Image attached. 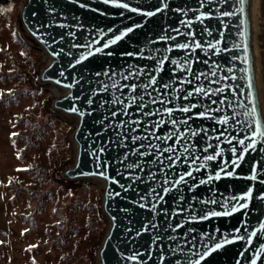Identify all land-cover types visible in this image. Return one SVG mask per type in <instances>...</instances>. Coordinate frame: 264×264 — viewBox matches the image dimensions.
I'll return each mask as SVG.
<instances>
[{"label":"water","instance_id":"obj_1","mask_svg":"<svg viewBox=\"0 0 264 264\" xmlns=\"http://www.w3.org/2000/svg\"><path fill=\"white\" fill-rule=\"evenodd\" d=\"M119 2L128 3L130 8L123 9L111 3L105 4L103 0H79V3L76 0H22L18 23L26 36L43 52V62L37 69L35 83L40 87L50 86L53 89V95L49 100L50 110L75 121L70 135L75 150L74 161L71 166L59 172V179L66 183H95L102 188L101 212L108 222V227L95 251L96 264H160L161 256L164 258L163 264H184L186 260L199 259V256L191 253L197 250L200 253L205 251L201 241L207 239L209 234L213 237V241H209L211 245L214 241H223L225 237L233 239L238 235L236 229H240V234H244L245 221L247 232L258 231L259 225L264 223V202L256 198L249 201V208L246 210L237 211L230 216L203 219L206 213L213 210L224 211L222 204L230 197L246 193L250 187L254 188V197L264 193V184L248 179L253 165L258 161L261 167L259 179L264 180V152L259 149L246 155L245 161L235 170L234 178L209 181L208 184L196 187L200 179H207L209 175L214 176L222 166L228 167V171L233 170L231 166L224 164V161L230 162L233 159V153L229 150L233 145L227 141L233 138L235 143L236 139L244 138L242 127L246 126L238 124V121L250 120L245 112L251 111L250 101L254 93L258 94L260 116L264 117V0H250V4L245 5L243 14L231 17H223L222 13L237 12L239 6L235 4V0H227V3L219 0L203 6L200 0H166L167 9L162 7L161 0ZM80 4L86 7H81ZM131 8L138 11L132 12ZM158 9L160 10L157 11ZM152 11H156L157 14L151 17L143 15L144 12ZM209 12L213 18H204L203 23H200V19L203 18L201 14L206 15ZM186 23L188 27L185 26ZM129 27L134 28L132 33L108 49L95 52V48L100 47L105 39L113 37L114 34L118 35ZM109 29L114 32L108 33L107 37L103 36L102 33ZM175 29H179L182 34H178ZM205 29L212 34L208 35ZM189 32L194 33L196 41L204 45L203 51L200 49L193 51L192 48L182 50L176 47L192 39V36L187 35ZM97 36H100V44L94 43L90 49L73 47L84 45ZM166 36L175 39H162ZM209 42L227 51L213 54L208 48ZM245 44L248 45L247 51L243 47ZM88 51L94 54L76 64L75 61L81 59L82 53ZM53 52L60 54L54 56ZM106 52H112L113 55H106ZM129 52L138 55H123ZM140 53L149 58H140ZM162 56L168 57V60L158 67L157 60ZM137 69L142 73L152 72L158 78V85H170L167 90L169 95H161L160 99L172 100L171 103L149 104L143 111L154 112L162 107L172 108L175 110L174 119L184 120L192 117L188 123L192 129L200 133L191 137V143L196 146L194 151L200 156L222 152V157L217 160L201 161L207 167L194 171L195 179L189 177L187 183L180 182L179 185L174 183L179 179L177 173H185L190 168H195V165L183 162L184 151L179 144L176 145V154L181 160L178 166L173 168H167L159 163L164 157L158 156L155 149L147 147L149 141H143L146 147L140 149L153 153L140 158L144 162L143 171L126 170L123 164L118 163L125 154H129L125 164L137 162L138 157L130 153L139 148L141 141L133 144L131 136L142 137L148 134L144 131L146 125L143 122L168 119L166 112L145 117L136 106L139 101L136 103L131 101L132 95H142L143 90L137 88L133 93L128 87L123 86L147 83L148 78L141 75L138 79L125 80L122 76H127L129 71ZM61 72L63 75H60ZM211 72H216V76H212ZM193 73L200 76V79H196ZM229 76L245 78L225 79ZM247 76L252 77V90L248 88ZM56 80H60L61 84L58 85ZM188 80H192V83H187ZM210 80H218L219 83H209ZM102 85L109 87L104 90ZM225 86L230 90L212 97L218 101L217 104H211V100L205 96H194L188 100L183 98L187 92H195L197 87L211 91L224 89ZM171 88H175L176 91L172 92ZM164 91L160 89L161 93ZM113 94L120 97L124 104L130 105L127 108V111L132 113L130 117L120 114L122 105L107 103L101 107V102L111 101ZM152 96H157V93L153 92ZM89 98L93 99L91 106L87 104ZM150 99L151 97L145 96L144 102L147 103ZM220 101L226 102L221 104ZM191 104L197 107L189 113L179 111L180 108ZM74 105L85 115L71 112L70 109ZM200 105L205 107L210 105L213 111L207 115L215 119H197L196 114L205 111V107ZM217 108H223V111H214ZM114 111L118 114L112 118L111 113ZM233 115L236 119H230L228 125L218 123L219 120L231 118ZM105 116L109 119L105 120ZM130 119L142 123L132 125L137 131L132 132L129 129L125 133L128 136V140L125 141L127 147L119 143L113 144L112 141L118 139L116 132L122 129L114 130L109 124L114 126ZM171 127L164 123L155 129V134L165 135ZM149 131L152 129L149 128ZM178 131L183 136L186 131L184 125H179ZM151 143L163 148L175 144V140L164 144L153 138ZM209 144L219 147H212L208 152H204L203 149ZM236 146L239 152L240 146ZM101 147L105 151L100 154V159L109 164L106 175L104 177L81 175L97 171L92 153L98 152ZM164 155L167 156L168 153ZM121 172L125 175H118ZM129 173L132 177L142 179H129L127 178ZM164 173L168 174L167 178L173 183L164 184ZM112 177H115L119 184L113 183ZM163 188H168L169 191L164 193ZM153 189L162 193V200L157 201ZM142 196L148 199L142 201ZM211 199H216L218 203H204ZM139 203L146 204V207H139ZM153 203L157 205L155 210L152 209ZM227 207L231 208L232 203H228ZM152 223L158 227L152 229L150 227ZM178 225L180 227H177ZM145 226H149V231H144ZM156 235L163 239L153 244V237ZM193 237L196 248L192 246ZM252 239L253 246L258 248L264 243V234L260 238ZM245 247L246 242L239 240L225 244L211 253L202 264H249L254 253L245 252ZM134 255H137L135 260L129 259ZM260 264H264V261Z\"/></svg>","mask_w":264,"mask_h":264},{"label":"rangeland","instance_id":"obj_2","mask_svg":"<svg viewBox=\"0 0 264 264\" xmlns=\"http://www.w3.org/2000/svg\"><path fill=\"white\" fill-rule=\"evenodd\" d=\"M21 3L0 0V264H96L102 188L58 177L74 161L75 121L35 83L43 52L19 26Z\"/></svg>","mask_w":264,"mask_h":264},{"label":"snow or ice","instance_id":"obj_3","mask_svg":"<svg viewBox=\"0 0 264 264\" xmlns=\"http://www.w3.org/2000/svg\"><path fill=\"white\" fill-rule=\"evenodd\" d=\"M77 3H79V0H76ZM103 2L105 4H114L115 6L119 7V8H123V9H129L130 6L128 3H120L119 0H103ZM214 2H219V0H200V4L201 6L205 5V4H209L211 5ZM223 2L227 3V0H223ZM162 3V7L164 9H167L168 4L166 2V0H161ZM235 4H238V11L237 12H228L225 11L222 13L223 17H231L233 15H240L243 14L245 12V5L246 4H250V0H235ZM81 7H86V5L80 4ZM132 12H137L138 9L136 8H131L130 9ZM160 9H158L157 11H159ZM157 12L156 11H152V12H144L143 15L147 16V17H151L156 15ZM201 16L203 17L202 19H200V23H203V19H211L213 18L211 15V12H209L208 14H201ZM186 27H188L189 25L186 23L185 24ZM137 27H139V25H137ZM134 31V28L129 27L126 30L121 31L118 35L114 34L113 37H109L107 39L104 40L103 44L100 45V47L95 48V52L99 53L102 52L105 49H108L111 45H115L118 41H120L121 39L125 38L127 35H129L130 33H132ZM174 31H176L178 34H182L180 33L179 29H175ZM205 31H208L207 29H205ZM114 32V30L109 29L107 30V32L102 33L103 36L107 37L108 33H112ZM212 33L210 31H208V35H211ZM70 35H74L71 34ZM187 35L192 36V39L189 40L186 43H181L178 44L176 47H178L179 49L182 50H188L189 48H192L193 51L195 49H200L201 51L204 50V45H202L200 42L196 41L195 39V35L192 32H189ZM63 37H61L62 39ZM162 39L168 40V39H175V37H163ZM100 44V36H97L94 40H90L88 41L86 44L84 45H73V47H83L86 49H90L92 47L93 44ZM217 43H219V41H217ZM244 50L247 51L248 45L245 44L244 46ZM208 48L210 50H212L213 54H220L223 51H227V49H223V48H217L216 44H213L211 42H209L208 44ZM158 51V50H155ZM60 53L57 52H53L54 56L59 55ZM94 53L92 51H88L86 53H82L81 59H77L75 61L76 64H80L81 60H86L88 59L89 56L93 55ZM106 55H113L112 52H106ZM123 55H127V56H137L138 54L136 53H124ZM140 58H149V57H144L143 53L139 54ZM152 59H155V57H151ZM234 59H238V57H234ZM168 60V57L166 56H162L161 59L157 60V65L158 67L162 66L166 61ZM172 63H176V61H172ZM185 63H188V61H185ZM187 71V69H186ZM60 75H63V72L60 73ZM99 75V74H98ZM141 75H145L147 76V83H143V84H130V85H124L123 87H128L130 89L131 92L135 93L137 88H140L143 90V94L142 95H132L131 96V101L133 103H136L137 101H139V103L136 105L137 108L140 110V112L143 114V116L148 117V116H152V115H162L164 112L167 113L168 115V119L167 121L165 120H157V121H145L143 123H145L146 127L144 129V131L148 134L144 135V136H136V135H132L131 136V142L133 144H135L137 141H141L139 148H137L135 151L131 152L130 155H136L138 157L137 162L135 163H127L125 164V161L128 160V156L129 154H125L124 157L122 159H120L118 161V163L123 164L126 170H135V169H140L141 171H143L144 168V162L140 159L141 157H144L146 155H152L153 153L147 152V151H141L140 149L145 148V144L143 143V141H149L147 147L148 148H153L155 149V152L158 154V156H163L164 158L162 160H159V163L161 165H164L167 168H173L178 166V162L181 160V157L179 155H177V147L176 145L179 144L180 146L183 147V151H184V156H183V162L188 164L191 163L192 165H195V168H190L187 172L185 173H177V175L179 176V179L176 180L174 183L176 185H179L180 182H184L187 183V179L189 177L195 179V177L193 176V172L194 171H200L202 168H206L207 165L202 164L201 161H214L217 160L218 158L222 157V152H215L214 154H208L205 156H200L196 153V151H194V149L196 148V146L194 144L191 143V137L197 136L199 135V131L194 130L191 128V126L189 125L188 121L190 119H192V117H188L187 119L184 120H177L173 118V113H174V109L172 108H158L156 109L154 112L153 111H143L145 107H148L149 104H154V103H159L161 105H166L167 103H171L172 100L169 99H160V96H168L169 93L167 90H169L170 85L169 84H159L158 85V78L156 76H154L152 74V72L150 71H144L143 73L137 69L135 71H129L127 76H122V79H138ZM194 76H196V79H200V76H197L195 73H193ZM212 76H216V72H211ZM244 79L245 76H241V77H235V76H229V77H225V79ZM205 79H207V76H205ZM58 85L61 84L60 80H56L55 81ZM187 83H192V80H188ZM209 83H219L218 80H210ZM247 84H248V88L249 90L253 89V82H252V77L251 76H247ZM115 86V85H113ZM68 87H71V85H68ZM108 85H102V88L104 90L108 89ZM238 87V86H237ZM164 89L165 91L163 93L160 92V89ZM148 89H151V91H148ZM226 90H230L227 88V86H225L224 89H213L211 91L203 88V87H197L195 89V92H187V94L183 97L185 100L191 99L194 96H205L208 99L211 100V104H217L218 101L215 99H212L213 96L217 95L218 93L223 94ZM172 92H175L176 89L175 88H171ZM234 91V90H233ZM155 92L157 93V96L153 97L152 93ZM145 96H149L151 97V99L145 103L144 102V97ZM77 99H79V97H77ZM175 99V98H173ZM226 101H220L219 103L223 104ZM252 104V108L250 112H245V114L250 118V120H246V121H238V124L246 126V127H242V130L244 131L245 135L243 139H236L235 143H233V138H229L227 143L232 144L233 146L229 149L232 153H233V159L229 162V161H224L225 165L231 166L232 167V171H228V167L226 166H222L217 172L216 174L213 175H209L207 177V179H200L198 185H196V187L200 186V185H205L208 184L209 181H219L221 179H226V178H234L236 176V172L235 170L238 169L241 165V163H243L245 161V157L246 155L250 154L253 151H256L259 149V151L264 152V147H259L260 145H264V117L260 116V113L258 111V104H259V98H258V94H253V98L250 101ZM107 103H111L113 105H122L121 107V111L120 114L124 115V116H131L132 113L127 111V108L130 106L128 104H124V102L120 99V97L115 96V94H113V99L111 101H102L101 102V107L104 106V104ZM87 104L89 106H91L93 104V99L89 98L87 100ZM201 107H205L204 105H200ZM229 106H231L229 104ZM197 105L195 104H191L188 106H184L182 108L179 109V111L187 114L189 113L192 109L196 108ZM245 109H247V105L244 106ZM71 112L73 113H79V115L83 116L85 115V113L83 111H81L78 107H76L75 105L70 109ZM213 111V109H211V106H207L205 107V111L204 112H200L196 114V118L197 119H209V118H213L214 117H209L207 115L208 112ZM214 111L217 112H222L223 108H217ZM117 112H112L111 113V117L114 118L115 116H117ZM105 120H108L109 117L105 116L104 117ZM230 119L231 120H235L236 117L235 115H233L231 118L229 117H225L224 119H221L218 121V123L222 124V125H228L230 123ZM104 121L102 120L101 123H103ZM140 123H142V121L136 120H127V121H122L120 123L115 124L114 126L109 124V127H113V129H122V131H117L116 132V136H117V140L112 141L113 144L119 143L121 146L123 147H127V144L125 143V141L128 140V136L125 135L126 132L129 131V129H131L132 132L137 131L136 128L132 127L133 124L139 125ZM164 123H168L169 125H171V130L165 134V135H156L155 134V129L161 127ZM179 125H184L186 131L185 134L183 136H181L180 132L178 131V126ZM149 128L152 129V131H149ZM225 131H227V129H225ZM15 135V134H13ZM99 135V133H98ZM205 135H207V133L205 132ZM224 133H221V136H223ZM161 141V143L167 144L168 141L170 140H175V144L173 145H169L167 147H159V145H153L151 143L152 139ZM219 139V137L217 138ZM236 145H239V152H238V148ZM212 147H219V145H211L209 144L207 147H205L203 149L204 152H208L209 148ZM105 151V149L103 147H101L99 149L98 152H94L92 153L95 161H96V172L93 173H81V175H97V176H101L104 177L106 175L107 172V168L109 167L108 163H105L104 161H102L100 159V154L103 153ZM168 153L167 156H165L164 154ZM153 163H155L156 161H152ZM167 162V163H166ZM101 169H103V171H101ZM261 173V167H260V163L257 161L252 169H251V176L248 177V179L252 180V181H257L260 184H264V180H260L259 179V174ZM118 175L124 176L125 173L121 172L118 173ZM154 175V174H153ZM165 175V180H164V184H169V183H173L172 181H170L167 176V173H164ZM129 179H135V180H139L142 179L141 177H132L131 174L129 173V176L127 177ZM111 181L113 183H117L119 184V181L115 179V177L111 178ZM121 187H125L124 185H120ZM130 187V186H129ZM127 190V189H126ZM153 192L156 193V199L157 201H160L163 199V195L160 192H156L155 189L152 190ZM169 191L168 188H163V192L167 193ZM111 195V193L109 194ZM117 195H119V193H117ZM253 198L259 199L261 202H264V193L260 194L258 197H254V188L250 187L249 190L239 196H233L230 197V199L225 202L224 204H222L221 206L223 208H225L224 211H211L209 213H206L205 216L203 217V219H208L210 217H219V216H230L233 215L235 212L237 211H243L249 208V201ZM148 199V197L146 196H142L141 200H146ZM182 199V197H181ZM234 202V203H233ZM204 203H211V204H216L218 203V201L216 199H211L209 201H205ZM228 203H232V207L228 208L227 204ZM139 207L141 208H145L146 204L144 203H139L138 204ZM157 207L156 203L152 204V209L155 210ZM114 219V218H113ZM245 224V233L244 234H240V229H236L235 232L238 234L236 236L233 237V239H228L227 237H225V239L223 241H214L211 243V245L209 244V241H213V237L211 236V234L208 235L207 239L202 240L201 241V245L205 248V251L203 253H200L198 250L192 252V255H197L199 256V259L195 260V261H191L186 260L184 262V264H202V262L213 252H215L216 250L222 248L225 244H230L235 242L236 240L239 241H245L246 242V247H245V252H252L254 253L252 259L250 260L249 264H260L261 261H264V243L260 244L257 247L253 246V237H257L260 238L262 234H264V223H261L259 225V230L258 231H252V232H247V221L244 222ZM152 229H155L156 227H158V225H156L155 223H152L150 226ZM177 227H180L179 225ZM144 231L147 232L149 231V226H145ZM173 231H175V228L173 229ZM190 232L192 230H189ZM163 238L156 235L153 237V244H157L158 241L162 240ZM169 239H174V237H169ZM193 239V248H196V244H195V237L192 238ZM3 242L0 241V244H2ZM171 249V246H169ZM162 250V249H161ZM244 253H241V255H243ZM139 255V254H137ZM137 255H134L132 257H129V259L135 260L137 258ZM149 255H151V253H149ZM163 256H161V261L160 264H163Z\"/></svg>","mask_w":264,"mask_h":264},{"label":"bare ground","instance_id":"obj_4","mask_svg":"<svg viewBox=\"0 0 264 264\" xmlns=\"http://www.w3.org/2000/svg\"><path fill=\"white\" fill-rule=\"evenodd\" d=\"M53 90V89H52ZM54 92V91H53Z\"/></svg>","mask_w":264,"mask_h":264}]
</instances>
